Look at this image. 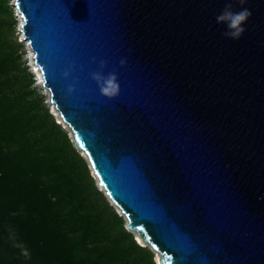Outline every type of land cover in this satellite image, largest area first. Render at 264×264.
I'll return each instance as SVG.
<instances>
[{
  "label": "water",
  "instance_id": "95a60500",
  "mask_svg": "<svg viewBox=\"0 0 264 264\" xmlns=\"http://www.w3.org/2000/svg\"><path fill=\"white\" fill-rule=\"evenodd\" d=\"M228 3L252 13L239 39L216 21ZM15 5L75 145L157 263L264 264V0Z\"/></svg>",
  "mask_w": 264,
  "mask_h": 264
},
{
  "label": "trees",
  "instance_id": "16d2710c",
  "mask_svg": "<svg viewBox=\"0 0 264 264\" xmlns=\"http://www.w3.org/2000/svg\"><path fill=\"white\" fill-rule=\"evenodd\" d=\"M0 0V264H158L33 87Z\"/></svg>",
  "mask_w": 264,
  "mask_h": 264
},
{
  "label": "clouds",
  "instance_id": "9594fccd",
  "mask_svg": "<svg viewBox=\"0 0 264 264\" xmlns=\"http://www.w3.org/2000/svg\"><path fill=\"white\" fill-rule=\"evenodd\" d=\"M238 2L243 5L246 3V0H238ZM251 15V11L247 8L234 11L232 3H228L222 13L216 17V21L218 24H224L226 26L227 30L223 32L225 37L239 39L246 31L244 24ZM104 63L105 62L101 61V67L104 66ZM123 63L124 61L122 60L121 64ZM64 75L67 77L70 73L65 71ZM92 78L97 81L102 95L113 97L118 93L120 86L117 82V76L115 73H110L105 76L101 72H94ZM68 91H74V86H70Z\"/></svg>",
  "mask_w": 264,
  "mask_h": 264
},
{
  "label": "rangeland",
  "instance_id": "374dc122",
  "mask_svg": "<svg viewBox=\"0 0 264 264\" xmlns=\"http://www.w3.org/2000/svg\"><path fill=\"white\" fill-rule=\"evenodd\" d=\"M9 2H10V4L12 5V7L14 9V14H15L16 19H17L16 36H17V39L23 45V49H22L23 59L25 60V65H26L27 69L29 71H31V73L33 75V78H34V81H33V84H32L33 87H34V90L37 93H40V94L43 95L44 103L49 107V110L55 116L56 121L59 122L58 116L55 115L52 112L53 110H52L51 104H53V103L51 101V95H48L46 93V91H45L46 87H45L44 84L42 85V83H41V78H40V75H39V72H38V69H37V65H36L37 63L35 62V58H34V51H33L32 47L29 45V42L26 39H24V37H23V32L21 31L22 15H21V13H18V9H17V7L15 5V0H10ZM60 124L62 125V127H64L68 131L69 135L72 138L71 130L69 129L67 123L63 122V123H60ZM72 140H73V138H72Z\"/></svg>",
  "mask_w": 264,
  "mask_h": 264
},
{
  "label": "bare ground",
  "instance_id": "6f19581e",
  "mask_svg": "<svg viewBox=\"0 0 264 264\" xmlns=\"http://www.w3.org/2000/svg\"><path fill=\"white\" fill-rule=\"evenodd\" d=\"M18 13H20V12H18ZM24 37V36H23ZM30 45V44H29ZM31 46V45H30ZM37 65V64H36ZM37 69H38V72H39V75H40V78H41V83H42V85L44 84V80H43V78H42V73H41V71H40V68L38 67V65H37ZM45 85V84H44ZM45 87L47 88H45V91H46V93L48 94V95H51V90L45 85ZM52 101V100H51ZM52 103L53 104H51V106H52V110H53V112H54V114L55 115H57L58 116V119H59V121H61L62 123L63 122H65L66 123V121H64L63 119H62V116H61V114H60V112L58 111V109H57V107H56V105H55V103L52 101ZM69 127V126H68ZM67 127V128H68ZM69 129H70V127H69ZM71 130V129H70ZM137 233H135V235H136ZM137 237H138V239L142 242V239L138 236V235H136ZM143 243V242H142ZM143 244H145V243H143ZM159 255H160V253L157 251V253H156V258L158 259V257H159Z\"/></svg>",
  "mask_w": 264,
  "mask_h": 264
},
{
  "label": "snow or ice",
  "instance_id": "6c2138e0",
  "mask_svg": "<svg viewBox=\"0 0 264 264\" xmlns=\"http://www.w3.org/2000/svg\"><path fill=\"white\" fill-rule=\"evenodd\" d=\"M22 27H23V25H22Z\"/></svg>",
  "mask_w": 264,
  "mask_h": 264
}]
</instances>
